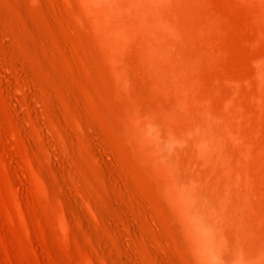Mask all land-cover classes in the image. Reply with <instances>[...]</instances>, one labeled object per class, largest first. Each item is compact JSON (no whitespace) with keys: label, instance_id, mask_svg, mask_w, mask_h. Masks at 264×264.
<instances>
[{"label":"rangeland","instance_id":"374dc122","mask_svg":"<svg viewBox=\"0 0 264 264\" xmlns=\"http://www.w3.org/2000/svg\"><path fill=\"white\" fill-rule=\"evenodd\" d=\"M196 219L264 264V0H0V264H206Z\"/></svg>","mask_w":264,"mask_h":264},{"label":"bare ground","instance_id":"6f19581e","mask_svg":"<svg viewBox=\"0 0 264 264\" xmlns=\"http://www.w3.org/2000/svg\"><path fill=\"white\" fill-rule=\"evenodd\" d=\"M185 193H188V192H185ZM178 195V194H177ZM177 195H174V196H177ZM190 196V195H189ZM184 199H186V198H184ZM183 202H184V200H182ZM182 201H181V203H182ZM189 203H190V201H188V204H186V203H182V204H186L187 206H183L184 208H186V207H188L189 206ZM178 205H180V204H178ZM190 205H191V203H190ZM180 208H182V206L180 207ZM183 208V209H184ZM187 209V208H186ZM189 209H191V206L190 207H188V210ZM183 211V210H182ZM191 211H192V209H191ZM183 213H187V212H184L183 211ZM189 213V212H188ZM192 213H194V215L193 216H196L195 214V212L193 211ZM184 214V215H185ZM190 214V213H189ZM188 214V215H189ZM187 215V214H186ZM187 215V216H188ZM190 215H192V214H190ZM201 214L199 213V216H200ZM186 216V217H187ZM198 216V217H199ZM185 217V218H186ZM197 217V218H198ZM202 216H200V218H201ZM188 219H190V216H189V218ZM194 219V218H193ZM197 220V219H196ZM195 220V221H196ZM199 220V219H198ZM197 220V221H198ZM194 221V220H193ZM201 221H203V220H201ZM201 221H198V222H200V223H198V226L196 227V229L194 230V232H195V235H194V237H195V240H196V242H195V244H194V246L195 245H197V251H199V255L202 257V259H203V261L206 263V264H219L218 262H219V254H218V252H219V250L216 248L217 247V245H216V247H215V245H214V243H213V241L211 240V238H212V231H211V229L210 230H208V228H210V227H208L207 225H205L203 222H201ZM206 221V220H205ZM191 221H189L188 223H190ZM193 223V222H192ZM193 226V225H192ZM208 228H207V227ZM189 227V226H188ZM190 228H191V226H190ZM191 230H192V228H191ZM209 231H211V233H209ZM189 232H190V230H189ZM193 232V231H192ZM210 234L212 235V236H210ZM191 235V234H190ZM192 237H193V234H192ZM196 250V249H195ZM198 255V256H199ZM200 257V258H201ZM220 258H221V256H220ZM222 263H223V261H222Z\"/></svg>","mask_w":264,"mask_h":264}]
</instances>
